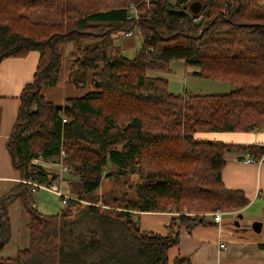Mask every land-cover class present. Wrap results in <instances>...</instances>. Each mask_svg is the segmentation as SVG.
<instances>
[{"label": "trees", "instance_id": "obj_1", "mask_svg": "<svg viewBox=\"0 0 264 264\" xmlns=\"http://www.w3.org/2000/svg\"><path fill=\"white\" fill-rule=\"evenodd\" d=\"M194 2L202 5L197 14ZM130 5L137 21L127 19ZM127 31L142 37L134 59L116 44ZM66 44L77 55L68 82L86 92L58 110L43 89L58 85ZM32 51L37 70L8 142L22 182L0 198V252L12 240L15 203L26 213L29 244L0 264H167L181 233L206 222L200 214L248 206L222 181L231 146L196 135L264 127V0H0V64ZM174 61L232 90L175 95L167 79L148 75ZM246 149L264 161V147ZM37 160L68 169L76 200L55 215L34 207L36 193L23 182L59 181ZM135 176L133 196L99 193L105 180L122 186ZM144 213L173 214L167 234L143 230Z\"/></svg>", "mask_w": 264, "mask_h": 264}, {"label": "crops", "instance_id": "obj_2", "mask_svg": "<svg viewBox=\"0 0 264 264\" xmlns=\"http://www.w3.org/2000/svg\"><path fill=\"white\" fill-rule=\"evenodd\" d=\"M126 42H128L126 47L134 46L132 40ZM67 50L68 48L64 46L61 51L63 65L58 85L43 89L47 102L55 105H64L67 100L82 97L86 92L68 82L73 51L66 56L65 51ZM39 58V53L32 51L26 57L7 58L0 64V185L8 186L21 181L19 171L12 164L8 142L19 112L21 93L23 88L33 81ZM210 81L217 82V84L224 83L230 88L227 92L213 94H225L232 90V86L226 82ZM191 94L200 95L199 92ZM208 94L210 95L209 92ZM196 137L231 146L227 155V165L222 173V181L227 189L242 191L250 203L240 211L225 212L221 224H214L210 217H206V222L191 232L183 231L179 244L169 252L167 264H176V260H187L188 264H264V249L261 248L264 244V161L246 163L249 155L246 147H264V127L248 133L204 131L197 133ZM37 164L42 165L49 173L57 171L60 175L59 162L37 160ZM48 168H51V171L47 170ZM60 179L62 182L56 185L64 193L72 195L68 182L65 178ZM40 191L34 198L35 207L45 215L57 214L62 209L61 197L52 190ZM240 214L243 216L242 219H239ZM172 215L171 213L141 214L140 226L143 230L165 235L167 234L166 226ZM237 220H239L241 229L244 230L236 228ZM254 222L262 224L260 233L251 230ZM22 244L24 249L28 247L29 242L26 241V235H24ZM221 245L227 248L222 249Z\"/></svg>", "mask_w": 264, "mask_h": 264}, {"label": "rangeland", "instance_id": "obj_3", "mask_svg": "<svg viewBox=\"0 0 264 264\" xmlns=\"http://www.w3.org/2000/svg\"><path fill=\"white\" fill-rule=\"evenodd\" d=\"M176 0H172L174 3ZM141 17V13L139 12V18ZM118 39L116 41L117 46H121L124 51V55L129 59H134L136 57V54L138 50L141 48L142 45V37H132L130 39L125 38L124 36H120L119 34L115 35ZM121 37V38H120ZM128 40H132L134 43V46L132 48L126 47L128 44ZM64 47V46H63ZM62 47V48H63ZM65 47L68 48L66 52V56L69 55L71 51V58H76L77 55L74 54L76 51L75 45L73 44H66ZM197 68L194 66H187L182 61H174L170 64L169 68L164 71H149L148 75L155 78H164L168 80V88L169 91L175 95H184L189 92L191 93H200V94H210L213 93H224L230 90L229 86L226 84H217V82H213L210 80H205L202 78H197L194 76L193 72L196 71ZM225 87V89H224ZM226 90V91H225ZM58 162V161H57ZM51 169V168H50ZM49 168L47 170H50ZM51 171V170H50ZM50 173L58 176L59 178H67L68 172L61 171V166L59 168L58 175L57 171H51ZM137 178H126L125 184L122 186H118V181L111 179V180H105L101 190L100 194H107L110 191L120 192V193H129L131 196L134 195V189L131 185H133L136 182ZM22 182V180L20 181ZM19 182V183H20ZM58 182H62L61 179H59ZM58 182L55 183L58 184ZM17 186L16 184H10L8 186L6 185H0V198L7 195L9 192H11L13 189H15ZM131 186V189H130ZM43 190V189H42ZM41 192V191H40ZM43 193V192H41ZM128 194V195H129ZM36 205L35 199H34V207ZM60 206L63 208L62 204L60 203ZM36 208V207H35ZM37 209V208H36ZM202 214H200L201 216ZM10 217L12 222V233H13V240L10 242V244L2 251L0 252V258L4 259H10L16 255L18 250L24 249V245L22 244L24 240V235H26V241L29 242L28 233L26 229L27 225V216L23 209V207L19 203H15L12 208L10 207Z\"/></svg>", "mask_w": 264, "mask_h": 264}, {"label": "built area", "instance_id": "obj_4", "mask_svg": "<svg viewBox=\"0 0 264 264\" xmlns=\"http://www.w3.org/2000/svg\"><path fill=\"white\" fill-rule=\"evenodd\" d=\"M127 19L128 20H135V21H137L139 19V10L135 5L129 6ZM137 36H141L138 31H127L125 33L124 37L129 39V38L137 37ZM64 121L66 122V120H64ZM34 163L37 164V161H35ZM246 163H255L254 158L250 154L247 157ZM61 171L68 172V169H67V167L61 165ZM23 182L30 184L32 186V191L35 192L36 194L42 189H48V190L54 191L55 193H57L61 197V202L63 205L66 204L68 200H76L73 198L72 195H68V194L64 193L63 191H61V189L57 185L47 187L45 185H39V184L33 183L31 181H23ZM225 214H226L225 212L217 211V212H213V213L204 214L201 216L202 217H210L212 223H214V224H221ZM221 248L226 249L227 247L225 245H221Z\"/></svg>", "mask_w": 264, "mask_h": 264}, {"label": "water", "instance_id": "obj_5", "mask_svg": "<svg viewBox=\"0 0 264 264\" xmlns=\"http://www.w3.org/2000/svg\"><path fill=\"white\" fill-rule=\"evenodd\" d=\"M201 3L200 2H194L190 5L189 9L192 13H199L200 9H201ZM58 110H62L63 109V105H58L57 106ZM243 216L240 214L239 219H242ZM237 226H239V221L237 222ZM251 230H253L255 233H260L262 230V224L259 222H254L251 225Z\"/></svg>", "mask_w": 264, "mask_h": 264}, {"label": "flooded vegetation", "instance_id": "obj_6", "mask_svg": "<svg viewBox=\"0 0 264 264\" xmlns=\"http://www.w3.org/2000/svg\"><path fill=\"white\" fill-rule=\"evenodd\" d=\"M238 221H239V220L236 221V226H237V222H238ZM236 228L239 229V230H244V229H241L242 227L240 226V223H239V226H237ZM245 229H246V228H245Z\"/></svg>", "mask_w": 264, "mask_h": 264}, {"label": "bare ground", "instance_id": "obj_7", "mask_svg": "<svg viewBox=\"0 0 264 264\" xmlns=\"http://www.w3.org/2000/svg\"><path fill=\"white\" fill-rule=\"evenodd\" d=\"M197 215V214H196Z\"/></svg>", "mask_w": 264, "mask_h": 264}]
</instances>
